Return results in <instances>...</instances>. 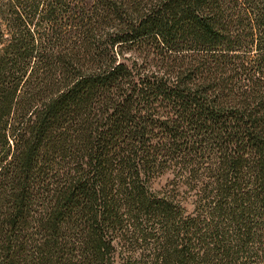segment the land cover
<instances>
[{"label":"trees","instance_id":"obj_1","mask_svg":"<svg viewBox=\"0 0 264 264\" xmlns=\"http://www.w3.org/2000/svg\"><path fill=\"white\" fill-rule=\"evenodd\" d=\"M0 264H264V0H0Z\"/></svg>","mask_w":264,"mask_h":264},{"label":"rangeland","instance_id":"obj_2","mask_svg":"<svg viewBox=\"0 0 264 264\" xmlns=\"http://www.w3.org/2000/svg\"><path fill=\"white\" fill-rule=\"evenodd\" d=\"M167 179H168V176H162L160 178H156L152 182V189L153 190H159L160 188H162L164 186V184L166 183Z\"/></svg>","mask_w":264,"mask_h":264}]
</instances>
